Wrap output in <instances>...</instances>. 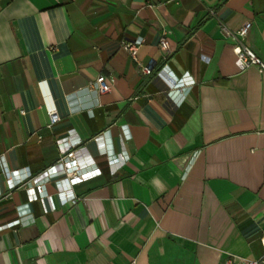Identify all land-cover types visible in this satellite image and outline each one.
<instances>
[{
    "label": "crops",
    "instance_id": "obj_1",
    "mask_svg": "<svg viewBox=\"0 0 264 264\" xmlns=\"http://www.w3.org/2000/svg\"><path fill=\"white\" fill-rule=\"evenodd\" d=\"M247 22L264 65V0H0V264H264V71L220 31ZM75 140L100 175L60 202L58 165L31 200Z\"/></svg>",
    "mask_w": 264,
    "mask_h": 264
},
{
    "label": "built area",
    "instance_id": "obj_2",
    "mask_svg": "<svg viewBox=\"0 0 264 264\" xmlns=\"http://www.w3.org/2000/svg\"><path fill=\"white\" fill-rule=\"evenodd\" d=\"M251 26L250 22L245 23L237 32H230L224 26H220V31L228 38L232 39L235 42L233 47V52L235 54V66L238 70L244 71L251 66H258L264 71V65L260 60L246 47H244L240 38H244ZM143 40L137 39L130 43H123L121 48L125 51L131 59L138 65L139 71L144 76H150L152 73L151 66H143L137 61V51L142 45ZM159 46L163 50H169L168 42L166 39V32L161 34L159 39ZM113 80L111 78H106L105 76H97L94 82L89 84L88 89L93 91L95 94H105L110 91ZM186 88V84L182 79L175 80L171 86V90L181 91ZM20 114L23 115V111H20ZM47 114L49 117V126L55 124L58 120V114L53 106L47 107ZM102 136H99L97 140H100ZM59 145L62 148V156L58 159L57 164L48 168L41 174L32 177L28 182L32 185L28 189L29 197L31 200H35L41 197L44 191V182L53 174L58 173V165L61 166V172L65 176V181L63 183H58L56 185V197L60 202L71 201L72 203L78 201L79 199L73 193V187L79 185L83 182L91 180L100 175V170L98 168L87 169L84 164L80 162V156L84 155V149L81 146L80 140H75L74 142L64 141L59 142ZM104 151V150H103ZM119 157V158H118ZM109 157V162H111V173L114 174L118 168H120L125 159L121 156ZM13 174L16 172H11L12 179H9V188L12 189L16 185L24 186V178L20 180H13ZM262 249L264 251V239L261 241ZM242 264H260L259 260H240ZM232 260H229L227 264H232Z\"/></svg>",
    "mask_w": 264,
    "mask_h": 264
}]
</instances>
